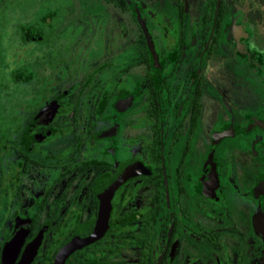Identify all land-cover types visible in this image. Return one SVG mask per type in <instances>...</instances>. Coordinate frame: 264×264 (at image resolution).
<instances>
[{"label": "flooded vegetation", "instance_id": "flooded-vegetation-1", "mask_svg": "<svg viewBox=\"0 0 264 264\" xmlns=\"http://www.w3.org/2000/svg\"><path fill=\"white\" fill-rule=\"evenodd\" d=\"M147 1L0 0V264H264V0Z\"/></svg>", "mask_w": 264, "mask_h": 264}, {"label": "water", "instance_id": "water-1", "mask_svg": "<svg viewBox=\"0 0 264 264\" xmlns=\"http://www.w3.org/2000/svg\"><path fill=\"white\" fill-rule=\"evenodd\" d=\"M141 19V18H140ZM149 51H150V55L152 54L153 58L156 57L154 49L151 45V40H149ZM72 247V244H67L64 248H63V252L67 253L68 251L70 252L72 249H70Z\"/></svg>", "mask_w": 264, "mask_h": 264}, {"label": "rangeland", "instance_id": "rangeland-1", "mask_svg": "<svg viewBox=\"0 0 264 264\" xmlns=\"http://www.w3.org/2000/svg\"><path fill=\"white\" fill-rule=\"evenodd\" d=\"M146 3H148L149 7H151V1L148 0Z\"/></svg>", "mask_w": 264, "mask_h": 264}, {"label": "trees", "instance_id": "trees-1", "mask_svg": "<svg viewBox=\"0 0 264 264\" xmlns=\"http://www.w3.org/2000/svg\"><path fill=\"white\" fill-rule=\"evenodd\" d=\"M146 52L148 53V49L146 48ZM148 56V55H147Z\"/></svg>", "mask_w": 264, "mask_h": 264}]
</instances>
